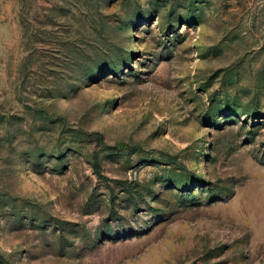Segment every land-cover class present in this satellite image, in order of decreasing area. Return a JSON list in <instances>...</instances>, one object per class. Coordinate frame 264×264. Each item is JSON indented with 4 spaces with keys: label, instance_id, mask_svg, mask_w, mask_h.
Returning <instances> with one entry per match:
<instances>
[{
    "label": "rangeland",
    "instance_id": "1",
    "mask_svg": "<svg viewBox=\"0 0 264 264\" xmlns=\"http://www.w3.org/2000/svg\"><path fill=\"white\" fill-rule=\"evenodd\" d=\"M0 264H264V0H0Z\"/></svg>",
    "mask_w": 264,
    "mask_h": 264
}]
</instances>
